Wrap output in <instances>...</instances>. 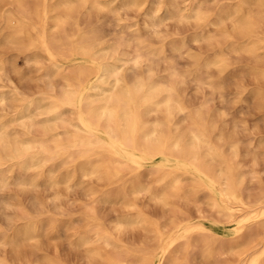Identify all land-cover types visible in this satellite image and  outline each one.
<instances>
[{"label":"bare ground","instance_id":"1","mask_svg":"<svg viewBox=\"0 0 264 264\" xmlns=\"http://www.w3.org/2000/svg\"><path fill=\"white\" fill-rule=\"evenodd\" d=\"M16 1L22 8V14L10 18L11 26L16 32L11 41L16 43L23 38L27 42L25 46L27 49H40L50 64L57 67L56 70L53 69V74L60 76V67L55 57L57 54H65V51L70 57L81 54L93 57V62L95 57H102L103 60L100 70L94 65H86L87 63L78 67L68 66L65 77L66 90L60 99L52 93L41 98L15 95L10 99L12 102L10 106L15 108V114L6 117L5 114L0 113V189L11 183L8 173L12 170L17 169L21 174L13 183L25 186L29 183L25 177L27 172L33 170L41 174L48 162L63 156L64 162L73 163L71 175L80 172L82 177L95 176L105 181L107 185L117 183L127 175L119 191L126 200L127 204H125L130 208L132 206L131 210L134 208L132 196L140 192L149 194L150 198L165 206L174 207L175 201H182L189 208L190 206L194 208L193 213L186 208L190 213H182L183 220L180 218V221L172 220L167 229H163L157 221L148 218L145 220L142 211L138 212L135 221L130 218L131 216L118 220L117 226H114L118 234L123 231L121 229L125 225L133 221L136 222L134 224L137 222L148 224L149 234L153 233L151 236L154 235L156 239V251L159 252L157 256L154 252H147L148 248L146 251L142 248L139 251L134 249L136 252L131 250L124 244L123 237L113 234L115 230L111 231L110 227L102 226L103 223L105 224L104 221L102 223L97 221L91 227L87 226L81 241L96 243L92 254L101 259L100 263L190 264L189 256L199 251L207 264H264V180L260 177L259 185L253 184L255 177L250 173L252 171L243 168V163L239 160L238 140L227 142L222 133L217 135L216 125L206 118L202 108L190 112V108L183 101L184 98L177 94L173 84L152 75V64L151 67L150 64L147 67V63H150L148 61L163 60L172 63V70L168 75L166 74L165 79L171 78L169 80L171 81L173 78H181L178 72L173 70L175 61L173 56L166 54L165 43L158 48L153 47L145 43L140 33L134 32L131 42L138 43V47L135 48L132 56H124L118 50L121 45L129 43L127 38L116 34L113 43H102L100 40L103 39L104 31L102 32L96 25L85 31L66 32L61 41L55 42L57 46L55 49L61 50L56 53L54 41L49 44L43 43L45 41L37 32L42 27V14L47 11V6L44 7V4L48 0H33V6L28 0ZM149 1L153 9L148 25L155 32L160 31L163 17H174L181 6L175 0ZM143 2L144 0H123L122 5L139 8ZM252 2L258 7L257 13L244 12V7L251 1L241 0L230 14L238 38L248 39L249 32L264 22V0ZM74 3L75 0H66V11L57 25L63 24L64 27L65 23H71ZM200 7L189 12L188 16L203 22L205 26L209 25V15H204ZM114 11L113 9L112 12ZM224 20L225 16L220 11L213 23L216 28L215 33H202L200 38L208 42L212 39L214 41V39L231 37V34L224 29L226 28L223 25L226 21ZM260 40L253 38L248 43L255 45L256 41ZM99 43L102 45L98 46ZM181 47L173 45L172 51L176 54L182 53ZM143 48L144 51L141 50ZM142 56L148 60L145 62L146 65L143 63L142 65L151 68V74L148 75L149 70H147V76H138L132 82H128L121 67L129 64L134 69L137 68L141 64ZM223 62L225 61L220 57L212 61V64L219 67ZM46 74L48 75L49 72L46 71ZM186 78L189 77H185L184 80ZM193 80L203 84L202 78L198 75L192 79V82ZM6 99L4 91H0V104L6 106ZM66 111L70 112V117L63 116ZM151 112L155 113L156 119L149 123L147 115ZM175 114H180L182 119L190 120L186 129H181L177 125L178 119L177 122L174 120ZM39 116L42 117L38 119ZM150 117L153 118L151 114ZM35 130H41L43 136L35 137L32 134ZM215 136L229 145L230 155L219 146H224L223 142L220 144L217 142L219 145L215 143ZM93 159L96 161L94 164ZM143 160L148 162L143 171L146 170L147 174L156 178V186L140 185L139 177ZM53 172L50 170L48 174L51 184L62 182L66 184V177L58 178ZM35 202L39 205L38 200ZM128 208L127 211L130 210ZM174 209L170 208L173 211ZM86 214L88 219L95 222L97 214L95 215L93 210L89 209ZM191 218H197L199 221L192 223ZM37 225L35 219L28 218L22 227L14 230L12 235L0 240V244H8L13 248L23 240L38 237ZM91 232L93 235L88 234ZM0 264H10V262L6 257H0ZM26 264L31 263L26 262Z\"/></svg>","mask_w":264,"mask_h":264},{"label":"rangeland","instance_id":"2","mask_svg":"<svg viewBox=\"0 0 264 264\" xmlns=\"http://www.w3.org/2000/svg\"><path fill=\"white\" fill-rule=\"evenodd\" d=\"M31 1L32 3H30ZM122 1L75 0L73 4V15L75 17L73 16L70 24L65 23L63 27V24L57 25V22L62 20L64 16L66 0H48L44 4V7L47 6V11L42 14V27L37 32L42 37L41 39L45 41L43 43L47 44L48 42L49 44L54 41L55 44L58 40L63 39L62 37L66 32L85 31L97 25L102 32H105V34L102 33L103 39L100 40L102 43H113L116 40L114 38L116 34L127 38L129 43L121 45L118 50L124 56H132L133 51L138 47V43L131 42L134 32L140 33L143 36L142 38L145 39V43L153 47L158 48L162 43H165L168 51H166V54L173 56L175 61L173 70L178 72L181 78H173L171 81H169L171 78L165 79L172 70V63L169 61L152 62L142 56L139 57L141 64L137 68L134 69L129 64L121 67V71H124L123 73L126 75L128 82H132L138 76L144 77L148 72L147 70H149L148 75L153 70L152 75L154 77H158L165 82L168 80L167 83L173 84L176 87L177 94L179 93L178 95L184 98L183 101L190 108V112L202 108L201 110L204 111L203 114L206 118L216 125L217 135L222 133L223 138L228 140L227 142H230L229 140L239 141V160L243 163V168L249 172L252 171L250 173H253L255 177L253 184L258 186V180L261 178V180H264V22H261L259 26L249 32L248 39L246 37L238 38L230 14L241 0H175L178 4L180 3L181 6H178L180 9L176 11V15L172 18L163 17L160 31L155 32L148 25L150 13L153 9L151 1L144 0L139 8L138 6H130L131 8L123 6ZM250 1L251 3L246 5L243 11H251L255 14L258 12V7L252 4L254 0ZM28 2L33 6V0H28ZM16 3V0H0V91H4L7 96L6 106L0 104V113L5 114L6 117H11L16 112L15 108L10 106V103H12L10 99L15 95L26 98H41L52 93L60 99L64 90H66L65 77L68 66L78 67L87 63L86 65H94L96 69L100 70L101 60H103L102 57H95L93 62V57L81 54L70 57L69 53L65 51V54H57L55 57V61L60 67V76L53 74V69L56 70L57 67L50 64V61L40 49H27L25 47L27 42L23 38H20L21 40L16 41V43L11 41L16 32L11 26L10 18L22 14V8ZM198 7L204 12V15H209V19L207 17L209 25L205 26L203 22L188 16L189 12H193ZM113 9L114 12H112ZM220 11L226 20L223 24L226 28H223L231 34V37L219 38V41L217 39V41L215 39L213 41L212 39L208 43L200 36L202 33H215L216 28L213 23L218 18ZM161 14L163 15L162 10ZM195 37L198 39H195ZM253 38H260L261 40L256 41L255 45L254 43H248ZM173 45L182 46L183 50L181 49V52H183H177V54L173 52ZM56 47L55 44L54 50L56 53L58 50L61 51L60 48L55 49ZM141 50L144 51L145 49ZM220 57L227 63L223 62L219 67L212 64V61ZM147 61L150 62L147 63V67H149V64L151 67L152 64V70L144 66ZM208 63L209 65H207ZM46 71L49 72L48 75ZM196 75L202 78L203 84H199L195 80L192 82ZM185 77L189 78L184 80ZM150 114L153 118L150 117ZM63 116L70 117L71 114L66 111ZM41 117L39 116L38 119ZM147 119L149 123H152L156 119L155 113H149ZM174 120L178 121H176L177 125L181 129H186L190 123L189 119H182L180 114H175ZM32 134L35 137L43 136L41 130H35ZM214 139L216 140L215 143L220 144L223 142L217 136ZM222 144L225 145L219 146L223 150L225 149L224 152L227 155H230L229 145L224 142ZM62 157L60 156L48 162L43 167L41 174L33 170L27 172L25 177L29 183L25 186H18L13 183L21 174L17 169L12 170L8 173L10 186L3 188L4 190L0 189V191L2 190L0 192V240H5L12 235L14 230L22 227L28 218L35 219L38 224V237L32 240H23L19 243L20 245L18 244L13 248L8 244H0V257H6L10 264H26V262L31 264L36 262L40 264H99L101 259L92 254L96 243L91 241L83 243L81 241V236L87 231L85 229L91 227L97 221L99 223L104 221L105 224L103 223L102 226L110 227L109 230L111 231L112 229L115 230L113 231L115 233H112L118 237L120 236V238L123 237L124 244L131 250L135 251L134 249H136V251H139L142 248L146 251L148 248L147 252H154V255L157 256L159 252L156 251V239L154 235L151 236L153 233L150 232L149 234L148 224H145V222L134 224L136 223L134 222L135 217L142 211L141 214L146 217L145 220L148 218V220L157 221L163 229H167L170 227L172 220L176 219L175 221H178L179 218L183 220L181 219L182 213L188 214L191 211L193 213L194 208L192 206L189 208L182 201H175L173 203L174 207L173 205L165 206L150 198L149 194L145 192L132 196L133 199H131L134 201H131L134 208L131 210L132 206L130 208L126 205V200L119 191L122 182L127 179V175L117 183L107 185L105 181L97 179L95 176L82 177L80 172L71 175L73 163L64 162ZM94 162L96 163L93 159V164ZM141 162L143 165L141 167V178L139 177L140 185L156 186V178L147 174L146 170L143 171V169H146L148 162L145 160ZM50 170H53V174L58 178L66 177V184L63 182L51 184V181L48 180ZM127 185L129 187V184ZM34 200H38L39 205L35 204L37 202ZM127 208L130 210L127 211ZM170 208L176 209L173 211ZM86 209L93 210L95 215L97 214L95 222L88 219L89 217L86 214L88 210ZM177 209L179 210L178 213ZM126 216H131L130 218L134 221L125 225L121 229L123 231L118 234L114 226H117L119 219ZM191 221L194 223L199 220L191 218ZM85 223L88 224L85 225ZM117 231L119 230L117 229ZM88 234L93 235L92 232ZM128 236L131 238H127ZM134 242L136 245L133 244ZM189 258L190 264H207L199 251L191 254Z\"/></svg>","mask_w":264,"mask_h":264}]
</instances>
